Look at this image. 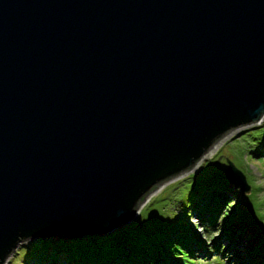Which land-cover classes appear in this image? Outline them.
Segmentation results:
<instances>
[{"label": "water", "instance_id": "obj_1", "mask_svg": "<svg viewBox=\"0 0 264 264\" xmlns=\"http://www.w3.org/2000/svg\"><path fill=\"white\" fill-rule=\"evenodd\" d=\"M263 115L264 0H0V264L122 226Z\"/></svg>", "mask_w": 264, "mask_h": 264}, {"label": "trees", "instance_id": "obj_2", "mask_svg": "<svg viewBox=\"0 0 264 264\" xmlns=\"http://www.w3.org/2000/svg\"><path fill=\"white\" fill-rule=\"evenodd\" d=\"M236 196L230 178L226 179L224 174L210 183L192 188L186 197L178 200L179 211L186 217L184 221L176 219L162 227H148L138 237L126 229L128 225L105 235L35 237L25 244L35 246L24 264H192L196 259L192 256L194 248L207 250L208 254L212 250L216 254L220 247L232 248L236 236L242 237L244 228L234 214ZM191 216L197 219L203 230L213 228L220 231L219 235L210 238L212 245L204 243L195 233V224L191 225L187 220ZM111 236L113 241H106ZM221 239L223 243H219ZM240 252L243 256L240 264H264V251L257 244H244Z\"/></svg>", "mask_w": 264, "mask_h": 264}, {"label": "rangeland", "instance_id": "obj_3", "mask_svg": "<svg viewBox=\"0 0 264 264\" xmlns=\"http://www.w3.org/2000/svg\"><path fill=\"white\" fill-rule=\"evenodd\" d=\"M263 137L264 117L257 124L232 129L221 137L212 149L202 155L190 170L167 180L155 189L138 207L136 216L122 226L128 225L126 229L138 237L148 227L154 225L162 227L165 223H171V220L176 219L184 221L186 217L179 211L178 200L186 197L192 188L210 183L224 175L227 163H231L244 176L249 186V191L242 193L231 183L237 195L234 214L244 228L242 237L236 236L232 248H228L227 245L224 248L220 247L216 254H213L212 250L208 254L207 250L194 248L192 256L196 259L192 264H237V262L240 264L243 258L240 249L244 244L250 246L257 244L264 251V153L260 154ZM232 179L233 182L234 177ZM187 220L191 225L195 224V233L209 246L212 245L210 238L220 233L213 228L203 230L193 216ZM236 235H240L239 232H236ZM112 238L113 236L106 241H113ZM30 240L17 243L4 264H24L29 259V254L33 253L35 246L30 243L25 245ZM223 242L224 240L221 239L219 243ZM262 253L264 256V252Z\"/></svg>", "mask_w": 264, "mask_h": 264}, {"label": "bare ground", "instance_id": "obj_4", "mask_svg": "<svg viewBox=\"0 0 264 264\" xmlns=\"http://www.w3.org/2000/svg\"><path fill=\"white\" fill-rule=\"evenodd\" d=\"M263 117H264V115H263ZM10 254V253H9ZM9 254H8V256H9Z\"/></svg>", "mask_w": 264, "mask_h": 264}]
</instances>
